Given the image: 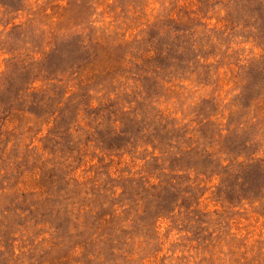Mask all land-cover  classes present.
Returning <instances> with one entry per match:
<instances>
[{"label": "rangeland", "instance_id": "1", "mask_svg": "<svg viewBox=\"0 0 264 264\" xmlns=\"http://www.w3.org/2000/svg\"><path fill=\"white\" fill-rule=\"evenodd\" d=\"M0 264H264V0H0Z\"/></svg>", "mask_w": 264, "mask_h": 264}]
</instances>
